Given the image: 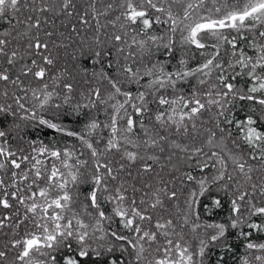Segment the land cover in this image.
<instances>
[{"label":"snow or ice","instance_id":"obj_1","mask_svg":"<svg viewBox=\"0 0 264 264\" xmlns=\"http://www.w3.org/2000/svg\"><path fill=\"white\" fill-rule=\"evenodd\" d=\"M230 261L264 264V0H0V264Z\"/></svg>","mask_w":264,"mask_h":264},{"label":"trees","instance_id":"obj_2","mask_svg":"<svg viewBox=\"0 0 264 264\" xmlns=\"http://www.w3.org/2000/svg\"><path fill=\"white\" fill-rule=\"evenodd\" d=\"M51 135V134H49ZM211 213V215H210ZM201 214L203 216L204 219L208 220H223L224 219V212L221 210H214L211 207H209L207 210L205 209H201ZM220 255H223V252H220ZM230 264H232V262L230 261Z\"/></svg>","mask_w":264,"mask_h":264}]
</instances>
